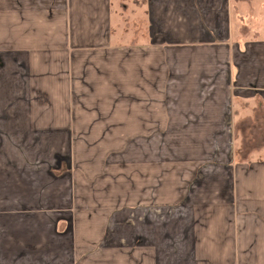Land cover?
<instances>
[{
    "label": "crops",
    "instance_id": "1",
    "mask_svg": "<svg viewBox=\"0 0 264 264\" xmlns=\"http://www.w3.org/2000/svg\"><path fill=\"white\" fill-rule=\"evenodd\" d=\"M229 1L0 0V264H264V142L229 145L264 25Z\"/></svg>",
    "mask_w": 264,
    "mask_h": 264
},
{
    "label": "rangeland",
    "instance_id": "2",
    "mask_svg": "<svg viewBox=\"0 0 264 264\" xmlns=\"http://www.w3.org/2000/svg\"><path fill=\"white\" fill-rule=\"evenodd\" d=\"M240 4H243L244 0H239ZM239 1L237 0H230V5L233 10V13L235 15V18L238 21V14L239 9L237 10V6ZM245 6L244 9L246 13H242L246 15L248 18L247 20V26L249 28H256L261 27L264 25V0H245ZM250 16V17H249ZM260 17V18H259ZM149 131H141L140 133L146 134ZM231 132V139H230V147L232 150V153L234 155L238 154L240 155L241 159L243 156L248 154L249 152L253 151L256 147H258V144H261L264 142V129L263 130H232ZM234 144V145H233Z\"/></svg>",
    "mask_w": 264,
    "mask_h": 264
}]
</instances>
